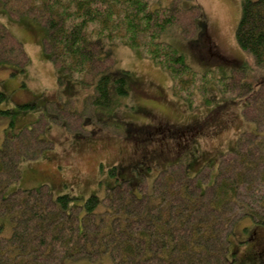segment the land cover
<instances>
[{"label":"trees","instance_id":"trees-1","mask_svg":"<svg viewBox=\"0 0 264 264\" xmlns=\"http://www.w3.org/2000/svg\"><path fill=\"white\" fill-rule=\"evenodd\" d=\"M1 5L12 20L27 17L41 24L51 64L81 89L93 91L91 107H109L111 89L127 92L124 75L100 58L105 44H126L151 59L168 74L172 94L189 109L201 99L209 102L204 96L210 83L228 90L229 77L195 70L183 53L161 40L162 34L183 33L178 3L1 0ZM195 7L198 17H204L200 5ZM235 35L255 66L264 67V0H242ZM12 49L16 57L8 61ZM27 59L22 42L0 22V63L23 71ZM242 85L234 90V99L247 97L244 115L255 128L237 136L235 150L219 157L213 181L202 186L201 170L190 176L182 163H172L156 173L150 191L139 189L143 175L136 192L112 165L111 184L99 181L104 195L92 193L80 203L69 194L54 196L44 185L7 192L20 178V162L39 159L53 144L38 122L5 133L0 146V264H64L82 258L101 263L106 256L111 264H237L235 252H229L234 221L249 216L264 224V93L254 95L249 82ZM4 98L0 91V102Z\"/></svg>","mask_w":264,"mask_h":264},{"label":"rangeland","instance_id":"rangeland-1","mask_svg":"<svg viewBox=\"0 0 264 264\" xmlns=\"http://www.w3.org/2000/svg\"><path fill=\"white\" fill-rule=\"evenodd\" d=\"M159 1L162 6L179 4L183 32L162 34L161 40L183 53L195 70L211 69L229 77L228 90L210 83L204 96L209 102L198 97L201 101L195 109L172 94L164 70L126 44H105L100 52L114 73L124 75L126 94L111 89L109 107H91L88 98L93 91L81 89L51 64L43 49L46 33L41 24L27 17L12 20L0 0V22L22 42L28 57L23 71L0 63V91L5 95L0 110L10 112H0V146L5 133L35 122L44 127L43 136L53 144L39 159L20 162V178L7 192L44 185L52 195L69 194L80 203L92 193L104 195L99 181L111 184L108 169L112 165L118 166L120 178L131 182L136 192L143 175L139 189L150 191L156 173L172 163H182L190 176L201 170L202 186L213 181L219 157L235 150L237 136L254 130L244 115L247 97L234 99V90L246 82L252 94L264 93V67H256L252 55L236 40L242 0ZM7 55L10 61L16 50ZM229 241L237 264H264V224L241 216L233 223ZM105 259L97 263L82 258L64 264H111Z\"/></svg>","mask_w":264,"mask_h":264}]
</instances>
